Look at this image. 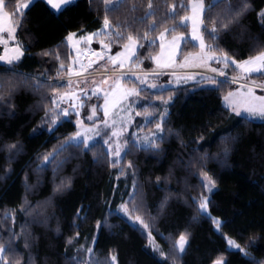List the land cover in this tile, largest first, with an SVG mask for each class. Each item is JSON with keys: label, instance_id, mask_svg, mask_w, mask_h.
Instances as JSON below:
<instances>
[{"label": "trees", "instance_id": "16d2710c", "mask_svg": "<svg viewBox=\"0 0 264 264\" xmlns=\"http://www.w3.org/2000/svg\"><path fill=\"white\" fill-rule=\"evenodd\" d=\"M19 1L12 0V6L6 5L5 10L13 12ZM148 2L121 0L115 10L105 11L103 0H76L56 14L44 0H36L25 10L23 25L16 32L25 54L14 65L15 73L0 64V96L4 97L0 101V243L12 241L13 251L4 254L10 264H70L69 258L77 255L84 261L89 258L88 247L94 249L96 260L103 262L114 255L116 264H212L221 257L226 264H250L251 258L264 261V121L246 120L225 107L223 96L235 87L232 82L216 90L187 83L167 91L141 92L143 96L151 95V104L161 101V97H173L164 123L166 138L159 153L132 151L123 157L117 170L109 164L110 156L101 155L107 150L99 141L91 151L67 149L62 156L69 158L56 173L51 166L39 175L34 170L38 155L42 159L43 154L75 131L73 115L70 122L62 123L51 134L46 130L32 134L44 120L45 111L52 107L55 90L63 88L44 79H54L67 70L71 52L66 36L98 30L105 17L111 30L124 37H109L112 51L120 50L129 34L134 38L143 36L154 19L158 23L151 35L158 36L165 26L174 23L158 18L178 0H153L156 15H149L144 23L133 22V17L144 14ZM247 2L248 11L239 24L222 32L215 42L219 46L216 53L225 52L237 61L264 50V18L259 15L264 10V0ZM133 6L135 11H131ZM219 10L213 9V18ZM189 13L178 10L175 20ZM207 23L211 27V21ZM189 29L177 28L167 35L187 34ZM158 45L159 41L152 48L138 50L145 68H150L151 60L144 57L156 54ZM196 48L187 46L180 54ZM45 51L50 55H42ZM234 73L233 68L229 69V74ZM14 74L20 80L39 78L45 86L35 91L21 83L9 94L7 78ZM250 78L264 82L261 74H251ZM16 143L22 151L10 160L8 146ZM129 162L132 168L127 167ZM204 173L216 184L208 207L210 214L221 221L218 231L212 217L199 211V197L204 193L200 176ZM26 178L29 185L35 186L29 191L25 189ZM67 178H71V187L54 193L55 185ZM134 181L138 185L134 201L137 207L133 210L132 204L128 206L148 225L164 252L163 258L149 247L147 235L140 227H134L115 211L119 203L129 200ZM25 199L27 210H21ZM81 207L86 219H77ZM105 219L106 225L97 228L96 222ZM182 233L189 235V242L177 258L172 246ZM226 236L247 246L251 257L229 250ZM250 238H254L251 243ZM26 242L30 247H25ZM82 245L84 248L78 253Z\"/></svg>", "mask_w": 264, "mask_h": 264}, {"label": "snow or ice", "instance_id": "6c2138e0", "mask_svg": "<svg viewBox=\"0 0 264 264\" xmlns=\"http://www.w3.org/2000/svg\"><path fill=\"white\" fill-rule=\"evenodd\" d=\"M36 2V0H24V3L17 4L14 6L13 12L6 11V5L12 6V0H0V44L4 45V53L0 55V62H3L8 66L7 71L15 73L14 65L19 62L24 56V51L22 45L17 41L16 46L11 49V53L9 54L8 43L9 41H14L16 39V32L23 25V20L26 16V9H30V7ZM44 2L51 6V9L55 11L56 14L66 10L67 7L73 5L76 0H44ZM121 3V0H105V11L115 10ZM223 5L221 8L220 6ZM219 8L220 10L215 13V18H213V9ZM249 4L247 0H238V3L233 4L232 0H187V3L184 0H178L177 4L171 5L169 9L164 13L163 16L159 17V20H168L171 19L174 21L171 27L165 26L162 31L159 32L158 36H152L151 33L156 30L158 20H152L147 25V31L143 34V36L133 37L131 34L127 36V40L129 43H125L122 48L123 51L117 52L114 56H107V60L111 63L113 67L118 66L120 69H124L125 61H137L134 65H132L128 71H123L119 76L115 78V80L109 84L107 78H105L101 83L108 84L110 91H107L100 87V85H96L91 89L80 88L79 93L67 92V93H56L54 97L51 99L52 107L48 108L45 111V117L42 121L41 125H39L36 129H33V135L39 134L41 131L46 130L49 134L55 132L56 128L59 127L64 122H70L73 115H75L78 119L76 121V131L72 134L66 136L63 140H61L56 146L53 147L52 150L43 154V157L38 155L37 160L39 163L35 166V172L39 175L43 171L47 170L48 167H52L54 173L58 172L59 169L63 166L66 160L69 158L68 156H62V153H65L69 148L79 149L81 152L91 151L92 148L99 144V140L97 137L101 136L102 129H111V135L107 132H104L103 135L108 138L104 140V144L107 145V152L101 153V155L111 156L114 159H109V164L113 168H118L121 165V160L124 156H127L132 151H145V152H153L159 153L162 151L161 143L165 140L164 133L166 131L164 127V123L166 121L168 112L167 107L163 112L154 113L149 111V108L155 107L151 104V95H147L141 97V92L145 91L144 86L147 85L148 89H156L161 91H167L168 88L164 84L159 83H148L149 77H159L164 73L162 71H158L157 69H166L171 68L174 65L184 68L190 66H201L197 64H191L190 61L200 60L202 64L206 65L208 61H215L217 64H223L224 68H228L234 66L233 70H239L241 73L238 77H233L232 83H238L241 80L248 79L250 74H261L264 75V50L258 52L257 55L250 56L248 59L243 61H237L233 59L230 55L225 52H221L219 55L216 54V50L218 49V44L215 42L219 39L220 34L222 32L228 31L231 29L232 25L239 24L241 17L245 15L248 11ZM135 6L131 9V11H135ZM178 10H184L185 12L190 11V15L186 14L180 17L179 21H176V15ZM17 14L18 17H17ZM149 15H156V10L153 6V0H149L147 9L144 11V14L140 17H133V22L138 21L139 23H144ZM259 15L264 18V10H262ZM207 21H211V27L208 26ZM189 22L191 23V31L189 33L179 32L178 34L171 35V39H167V34L173 33L177 28H185L187 29L189 26ZM103 29L96 33H92L89 39L94 38L99 35L100 32L104 31V29H108L107 35L112 37L113 35L116 37V40L124 39L123 35L120 32H113L111 30L112 26L107 17H105L103 22ZM7 33V39L4 38L3 33ZM76 33H69L65 38L66 40H71ZM143 41V42H141ZM157 41H159V52L156 55L149 54L145 56L144 59L152 60L156 69H154L150 73H144L143 76L136 74L132 71V67L139 68L143 63V60L139 59L138 50L145 48H152L157 45ZM199 42V52L197 53H188L184 56L183 62L177 64L179 60V55L183 51V49L187 46H196V42ZM211 41V42H206ZM104 48L110 50L111 44H103ZM42 55L48 56L49 52L45 51ZM97 60L92 61L87 66L91 68L93 64L97 63L98 60H103L105 58L106 53H96ZM123 57V59H118ZM59 59V55L56 57ZM107 70V66L101 65ZM61 70L64 69V64L61 62L60 65ZM71 72V69H68ZM87 71V69H84ZM210 71L213 73H218L219 76H225V71L217 68H210ZM174 77V82L176 85L181 83H187L190 80H195L198 84L208 90H216L222 87L225 83H228L227 78L225 80H217L213 76H201L199 80L195 75H186V76H178L175 72L171 73ZM31 80H36L35 83H29ZM121 80L132 81L135 80L138 83H135L133 87L128 88L120 83ZM206 81L207 83H201ZM7 82L9 84V94L16 90V87L21 83L27 84L28 87L32 88L35 91H39L45 85L39 81V78L34 77H25L23 80L19 79V76L12 75L7 78ZM86 83V81H85ZM96 82L93 81V84ZM173 81L169 80L168 84H172ZM254 83V82H253ZM80 82H77V86H79ZM69 88L72 87V81L68 82ZM50 86V85H49ZM259 87L264 88V85H259ZM247 88V91H243V89ZM175 91V89H173ZM89 92L91 93L89 95ZM101 94L103 96L104 103L93 104L91 107V114L86 117L88 121L92 122L91 127L84 126V120L79 119L81 112L80 109L84 108L85 100L81 97H85L88 100L92 98H96L99 100L101 98ZM117 99H113L110 101V97H116ZM4 99L3 96H0V101ZM144 101V111L136 112V116L143 115L147 122L151 123L152 120L156 119L158 115L160 118V122L155 124L154 130L149 133L140 136L137 133H131L128 137H125V132H127V126L132 123L130 112L132 110V105L136 104L138 100ZM161 102L163 105L167 106L169 102L173 99L172 96H169L167 99H163ZM68 102L69 106L67 108H62L61 105L64 102ZM76 101H79L77 103ZM124 101H128V107H121ZM223 101L226 108H230L237 116H240L246 120L250 119H261L264 120V96H256L252 87H248L246 84L241 83L240 87L236 91L228 92L224 97ZM111 109V112H110ZM117 109H119L117 111ZM103 112V119L97 123L98 112ZM124 113H129V115H124ZM12 114L11 112L9 113ZM118 117V118H117ZM119 126V128H118ZM135 137V139H133ZM230 139L235 140V137H231ZM123 140V143L120 141ZM8 150L10 153L9 159L11 160L16 154L22 151V147L19 143L12 144L8 146ZM225 154H227V149L225 150ZM95 155V154H94ZM128 168H132L133 164L131 162L127 165ZM123 174V172L121 173ZM204 180L207 181V184L204 186L207 187L208 191L211 192L215 187V181L212 180L211 177L208 176L207 173L203 174ZM160 178L157 177V182L159 183ZM37 184H39V179L37 180ZM34 185H29L27 183V178L25 180V189L26 191L31 190ZM71 187V178L63 179L59 184L55 185L53 192L60 193ZM138 191V185L134 181L133 182V192L129 193V200L125 201L124 204L120 205L115 211L117 214L123 213L125 217L129 218V222L133 224L135 227V222H139L143 225L144 228H148V225L144 223L142 218L137 215L134 218L129 216V204H132V209H136V204L134 203L136 199ZM167 199V198H166ZM208 198H204V200L199 205V211L203 212L207 209ZM28 202L25 199L24 205L21 207V210H27ZM163 207V203L161 205ZM81 213H84L83 207L77 210V219H86L87 214L84 213L82 216ZM111 214V210H110ZM5 217H7V213H5ZM41 222V221H37ZM106 219L103 221H97L96 227L100 228L106 225ZM219 226L220 222L216 221ZM111 228V225H108ZM15 236L16 234L13 233ZM78 235V233H77ZM75 237L70 238L68 240V244H71ZM252 239L250 238L249 243H251ZM149 240L152 242L151 233H149ZM96 237H93V243H95ZM189 242V235L186 233H182L179 238L173 244V251L178 258L180 254L186 251V246ZM154 250L159 251L158 246L154 245ZM227 244L229 245V250H238L241 254H243L246 258L251 257V253L247 251V246H241L235 240L228 238ZM25 247H30V245L26 242ZM84 248L81 246V249H78V253ZM13 251L12 241L10 240L7 244L0 243V264H10L9 261L4 259V254L6 252ZM87 253L89 258L87 260L81 261L79 255L73 256L69 258L70 264H116V257L112 255L110 260H105L100 262L95 258V251L92 247L87 248ZM161 256H164V253H160ZM25 264H30V262H25ZM213 264H226V261L223 257L218 258L213 262ZM250 264H264V261H257L255 258H251Z\"/></svg>", "mask_w": 264, "mask_h": 264}, {"label": "rangeland", "instance_id": "374dc122", "mask_svg": "<svg viewBox=\"0 0 264 264\" xmlns=\"http://www.w3.org/2000/svg\"><path fill=\"white\" fill-rule=\"evenodd\" d=\"M103 1H104V5H105V0H103ZM189 15H190V13H189ZM103 27H104V25L102 24L101 29H103ZM189 27H190V29H189V32H190L191 31V23L190 22H189ZM108 31H109L108 29H104V31H102L99 35H97V36H95L94 38H91V39H89L90 36L89 37L88 36L83 37L82 34L76 33V35L70 41L66 40V42H67V44L69 46V50L71 52L70 62H69V65L67 67V70L64 73H62L61 76L59 75L58 77H56L54 79H49V78H45L44 79L46 81H55L57 84H60V85L63 86V88H61L59 90H55L56 92L53 94V97L56 95V93L63 94V93H67L69 91L74 92V93H79L80 88L91 89L92 87H95L96 85H100V87H102L103 89H105L107 91H110V88H109L108 84H102L101 82L105 78H107L108 81H109V84H111L115 80V78L120 75L121 72L128 71V69L137 62L135 60L134 61H125L124 69H120L118 66L113 67L111 65V63L107 60V56H109V55L114 56L117 52L123 51V48H121L118 51H112L111 48L109 50V49L104 48L102 46L103 44H109L111 42V39L107 35ZM3 36H4L5 39H7V33L6 32L3 33ZM167 39H171V35H167ZM126 43H129V42L127 41ZM1 46H2V48H0V55H3V54H5L4 53V45L0 44V47ZM15 46H16V44L8 45L9 54H12L11 53V49L13 47H15ZM196 46H197V48L195 50L189 51L186 54H182V55L180 54L179 55V60L177 61V64L183 62L184 56L187 55L188 53H197V52H199L200 49H199V42L198 41L196 42ZM96 51H97V53H102V52L106 53L105 58L103 60H98L97 63L93 64L91 68H88L87 67L89 65L88 60H90L91 62L94 61V60H97V56L95 55ZM156 54H154V55H156ZM216 54H218V53H216ZM86 58H89V59H86ZM118 59H123V57L118 58ZM190 63L191 64L201 65V66H190V67L180 68V67L174 65L171 68L157 69L158 71H162L164 74L160 75L159 77H156V78L149 77L148 83L164 84V85H166L167 88L178 86V85L175 84L174 77L171 75V73H173V72H175V74L178 75V76L195 75L198 80H199V78L201 76H213L216 79H223V80H225V78H227V80L229 82L232 81L233 77H238V76L241 75L239 70H236L235 71L236 73H234V74H229V69L234 68V66H231V67H228V68H224L223 64H217L215 61H208L206 65L202 64L200 60H193V61H190ZM0 64L5 65L3 62L0 63ZM143 64L145 65V63H142L139 68L132 67V71L135 72L138 75L143 76L144 73H150L154 69H156V65H155V63L152 60H151V66L152 67L150 66L149 69L145 68L143 66ZM101 65L107 66V70H105V68L102 67ZM5 66L8 68L7 65H5ZM210 68H217V69H222L223 68V70L225 71L226 77L225 76H219L218 73L211 72ZM68 69H71V72H69ZM84 69H87V71H84ZM250 75H249L248 79L241 80L238 83H234L235 87L232 90H230V91H236L240 87V84L243 83V84H246L248 87H252L254 92L257 94L256 96H264V88L259 87V85H264V82H258V81L253 80V79L250 78ZM69 80L72 81L71 89L69 88V85H68ZM169 80H172L173 83L172 84H168ZM78 81L80 82L79 86H77V82ZM85 81H86V83H85ZM93 81H95L96 83L93 84ZM120 83L122 85L128 87V88H131V87L134 86L135 83H138V82H136L135 80H132V81L121 80ZM187 83H197V82L195 80H190ZM203 83H207V82L203 81ZM182 84H185V83H181L179 85H182ZM144 88L147 89V90H151V91H159V90H156V89H148L147 85H145ZM243 91L246 92L247 88L243 89ZM90 94L91 93L89 92V95ZM118 95L119 94H117L116 97H110L109 98L110 101L113 100V99H117ZM141 97H144L142 95V93H141ZM81 98L85 100V105H84L83 109H80L81 115H80L79 119L84 120V126L85 127H91L92 126V122L88 121L86 119V117L91 114V107H92L93 104H97L98 103L100 105H103V103H104L103 96L101 94V98L99 100H97L95 97L92 98L91 100H88L85 97H81ZM76 102L79 103V101H76ZM128 103H129L128 101H124L123 104L121 105V107L127 108L128 107ZM157 103H156L157 105L152 103V105H154L155 107L149 108L148 110L152 111L154 113H159V112H163L165 110V107H167V112H168V105L169 104L167 106H165V105L162 104L161 101H157ZM223 103H224V101H223ZM159 104H160V106H159ZM143 105H144V101L142 99L138 100L136 104L132 105V110L130 112L132 123L127 126V132H125V137H128L131 133H137L138 135L143 136V135L149 133L150 131L154 130L155 124L157 122H160V118H159L158 115L156 116L155 120L151 121V123L147 122V120L145 119V117L143 115L136 116L135 115L136 112H143L144 111V106ZM68 106H69V104H68L67 101L64 102L61 105L62 108H67ZM118 110L119 109H117V111ZM229 110L232 111L230 108H229ZM110 112H111V109H110ZM124 115L127 116V115H129V113H124ZM98 117H99V119L97 120V123H99L100 120L103 119V112L102 111L98 112ZM77 119L78 118L76 117V119L74 120L75 131L77 130L76 129V121H77ZM252 120L264 121V120H261V119H252ZM118 128H119V126H118ZM111 131H112L111 129H102L101 136L97 137L96 139L104 144V140L107 139L108 137L104 136L103 133L107 132L109 134V136H110L111 135ZM133 139H135V137H133ZM120 142L123 143V140H121ZM104 146H105V148L107 150L108 146L105 145V144H104ZM110 159H114V158H112L110 156ZM117 170H119V168ZM208 176L211 177L209 174H208ZM116 178H117V176H116ZM200 179H201V181H202V183L204 185L207 184V181L204 180L203 174L200 176ZM212 180H213V178H212ZM215 188H216V184H215V187L213 188V190ZM211 192H209L207 187L204 186V193H202L201 196L199 197L198 204L200 205V203L204 200V198H208V200H209ZM124 203H125V201L119 203L117 208H119V206L124 204ZM202 213H205L206 215L212 217V219L215 222L214 228H215V230L218 231L219 230V226L217 225L216 221H219V222H221V221L218 218H216V217H214V216H212L210 214L208 205H207V209L204 210ZM120 214L124 216V214L122 212ZM129 216L134 218L135 216H137V214H133L131 209L129 208ZM126 218L129 221V218L128 217H126ZM135 225L140 227L146 233L147 240H148L147 243H148L149 247H151L154 250L152 242H154L155 246H158L159 251L154 250V252L157 255H159L160 258H163L164 256H161V254H160L161 252H163V250H162L160 244L155 240V238L153 237L152 234H151L152 242H150V240H149V233H151L149 228H144L143 225L140 224L138 221L135 222ZM228 238H230V237H228V236L225 237L226 242H227ZM227 247L229 248L228 244H227Z\"/></svg>", "mask_w": 264, "mask_h": 264}, {"label": "crops", "instance_id": "0c3cea01", "mask_svg": "<svg viewBox=\"0 0 264 264\" xmlns=\"http://www.w3.org/2000/svg\"><path fill=\"white\" fill-rule=\"evenodd\" d=\"M22 3H24V0H20L19 1V3L18 4H22ZM51 7V6H50ZM101 30V28H99L98 30H95V31H92V32H86V33H81L82 34V36L83 37H85V36H91V34L92 33H96V32H98V31H100ZM72 33H75V32H72ZM101 33V32H100ZM68 36V35H67ZM66 36V37H67ZM16 42H17V40L15 39L14 41H9V43H8V45H12V44H16ZM0 48H2V46L0 47ZM95 53H97V51L95 52ZM86 59H89V58H86ZM0 63H2V62H0ZM88 63H91V61L90 60H88ZM255 95H257L256 93H255Z\"/></svg>", "mask_w": 264, "mask_h": 264}]
</instances>
